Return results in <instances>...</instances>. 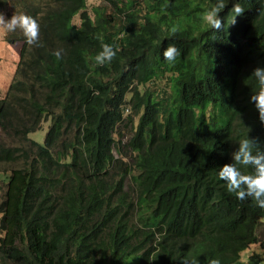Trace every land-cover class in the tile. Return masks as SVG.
Here are the masks:
<instances>
[{
	"label": "trees",
	"instance_id": "obj_1",
	"mask_svg": "<svg viewBox=\"0 0 264 264\" xmlns=\"http://www.w3.org/2000/svg\"><path fill=\"white\" fill-rule=\"evenodd\" d=\"M103 2L91 17L85 0H0L39 25L36 44L7 36L22 46L0 96V264H235L243 252L260 264L264 209L214 173L245 135L264 151L248 99L264 67V2L228 0L223 30L202 21L214 0ZM233 2L244 11L227 24ZM105 43L116 54L98 65ZM47 121L42 144L28 138Z\"/></svg>",
	"mask_w": 264,
	"mask_h": 264
},
{
	"label": "clouds",
	"instance_id": "obj_2",
	"mask_svg": "<svg viewBox=\"0 0 264 264\" xmlns=\"http://www.w3.org/2000/svg\"><path fill=\"white\" fill-rule=\"evenodd\" d=\"M264 2V0H262ZM228 0H214L210 7L202 13L203 23L211 29H224L221 17L218 13L224 9ZM231 16L227 24H234L235 17L243 13L244 9L240 3L233 2L230 8ZM19 30L28 45L37 43L39 25L36 20L29 15L13 14L5 19L0 14V34ZM113 47L109 44H102L100 50L92 57L98 65H103L115 55ZM178 50L173 44H168L162 50V58L166 62H173L178 56ZM59 58L60 52H54ZM250 75L255 80V90L250 92L249 102L255 108L257 117L264 125V67H255ZM126 114V111L124 112ZM255 139L248 138L246 135L239 139L236 148L229 154L230 162L225 163L215 169V178L221 182V186L228 193L234 194L237 200L248 198L255 207L264 209V151L256 149ZM248 168L250 171L243 172L241 168ZM181 264H199L197 259L184 258ZM207 264H220L218 258H210Z\"/></svg>",
	"mask_w": 264,
	"mask_h": 264
},
{
	"label": "rangeland",
	"instance_id": "obj_3",
	"mask_svg": "<svg viewBox=\"0 0 264 264\" xmlns=\"http://www.w3.org/2000/svg\"><path fill=\"white\" fill-rule=\"evenodd\" d=\"M85 3H86V11L88 14H90L91 17H93V12H92L93 7L101 6L104 4L103 0H85ZM8 13L12 14L13 11H9V8H5V9L0 10V14H2L5 19L8 18V15H7ZM13 14H17V13H13ZM72 23L75 25L79 24L78 15L74 16ZM8 34H9V32L0 34V96L1 97H4L5 92L7 91V88H8V86L12 80L13 74H14L16 66H17L16 64H17V61L19 59V51H20V48L22 46L21 41H14V42L10 43L7 40ZM155 83H156V86H153V88H155L156 91H158L161 87H163L166 90V92L169 91L167 81L164 83V82H160L159 80H157ZM129 113L130 112L128 111L125 115H128ZM134 122H137L136 118L134 119ZM48 125H49V121L42 122L41 128L35 132L30 133L28 135V138L37 142V143L42 144L43 140H44L45 133H46L47 128H48ZM118 132H120L122 134V137L120 138L121 144L122 145L126 144L127 140L131 136L130 135L131 130L129 129V127L126 128L123 125L120 127V129H118ZM115 138H119L118 135H115ZM114 154L116 155V153H114ZM4 169L8 170L9 166L3 165L0 168V171H3ZM3 180H4L3 176H0V197L3 194L4 189H5V186L3 184ZM0 218H1V212H0ZM257 235L259 237V241L264 242V220H262L261 224L258 225ZM1 236L2 235L0 232V237ZM252 249L248 250V252L255 251V253L261 254V252L263 251V248L260 246H255ZM246 255L247 254L244 252L241 253L240 259L238 261H236L235 264H245L246 263V257H247ZM260 264H264V260Z\"/></svg>",
	"mask_w": 264,
	"mask_h": 264
}]
</instances>
